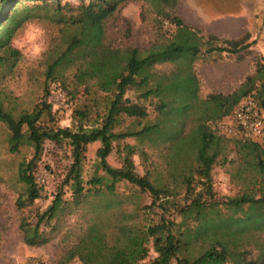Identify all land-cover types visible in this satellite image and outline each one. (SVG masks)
<instances>
[{
	"label": "trees",
	"instance_id": "obj_1",
	"mask_svg": "<svg viewBox=\"0 0 264 264\" xmlns=\"http://www.w3.org/2000/svg\"><path fill=\"white\" fill-rule=\"evenodd\" d=\"M127 1L0 0V70L13 67L20 57V51L12 45L16 33L30 20L45 17L59 27L64 45L54 50L46 66V82L61 72L58 68L71 64L77 85L105 93V108L96 124L83 123L88 118L83 108L74 110L78 121L74 127L44 123L45 117L53 119L51 104L46 100L48 87L30 109L17 111L0 97V122L9 131L8 150L15 153L27 145L33 152L17 167V178L23 184L16 199L18 209L40 195L34 171L44 143L65 144L69 150L70 161L51 203L37 212L35 222L25 217L19 220L23 242L29 246L49 242L57 236L58 222L66 213L88 205L92 214L75 242L101 240L114 249V264H264V146L225 136L210 126L228 116L247 95L264 110V62L257 61L254 72L230 93H210L200 98L193 64L201 48L236 52L238 46L248 44V33L222 40L226 47L214 46L212 42L219 40L217 35L204 39L195 27L174 14L178 0H143L153 7L160 18L158 22L165 19L174 25L170 39L145 49L117 47L106 39V22ZM158 64L171 67L161 71L155 68ZM130 89L140 90L139 96L144 99L156 98L153 121L142 123L148 111L143 104L125 97ZM68 93L74 97L76 90ZM124 117L136 123L118 129ZM189 120L194 124L186 133ZM127 138L149 140L156 147L167 145L171 158L182 165L174 186L154 174L144 151L145 172H137L135 146L125 143ZM96 141L100 143L96 170L84 180L85 153L88 145ZM114 143L122 144L117 150V167L107 161ZM229 145L240 157L236 176L241 186L234 195L219 198L212 188L211 170L219 160L226 161L224 154ZM98 170L102 173L98 174ZM120 181L148 193L150 203L122 208L125 199L116 191ZM66 186L71 191L70 199L63 198ZM179 189L183 197L177 201ZM140 209L157 211L159 219L138 221ZM71 247L64 251L63 258ZM151 247L156 255L144 261Z\"/></svg>",
	"mask_w": 264,
	"mask_h": 264
},
{
	"label": "rangeland",
	"instance_id": "obj_2",
	"mask_svg": "<svg viewBox=\"0 0 264 264\" xmlns=\"http://www.w3.org/2000/svg\"><path fill=\"white\" fill-rule=\"evenodd\" d=\"M64 1L77 2L62 0ZM173 11L185 24L198 26L192 25L204 39L210 35L204 28L210 19L227 20L228 17L234 16L247 24L248 44L242 48L238 46L240 49L236 52L207 51V47L201 48V54L193 64L200 98H205L210 93H230L254 72L257 61L264 62V0H178ZM158 20L160 18L147 2L128 0L106 22V39L117 47L131 46L139 49L167 42L174 31V25L165 19L161 22ZM218 37V41L212 42L214 46L226 47L227 44L222 41L226 38ZM12 45L20 51V57L13 67L0 70V97L6 106L17 111L30 109L40 101L45 88L48 87L46 100L51 104L53 119L45 117L44 123L55 127H74L78 122L74 110L84 108L87 109L88 118L83 123L96 124L99 114L101 115L105 108V93L97 91L94 87L87 91L84 85H77L73 78V65L69 64L64 69L58 68L61 72L55 73L54 79L46 82L45 70L54 50L64 48L59 27L55 23L45 17L30 20L16 33ZM170 67L171 64L155 66L161 71H168ZM69 90H76L74 97L68 93ZM140 92L130 89L125 97L146 107L148 116L142 123L153 121L156 98L144 99L139 96ZM225 119L226 117L216 123H210V126L224 134L219 125ZM132 120L124 117L118 129L132 127V123H136ZM193 124V120H189L184 131L188 133ZM8 135L7 127L0 122V264H114V249L101 240L88 238L80 244L75 242L77 234L92 214L88 205L78 206L77 209L66 213L58 222L57 236L49 242L40 246H29L23 242L18 229L19 220L25 217L29 222H35L37 212L43 211L51 203L70 161L69 150L65 144L51 141L44 143L34 171L36 182L41 187L40 195L33 203L18 209L16 199L23 190V184L17 178V167L22 160H29L33 152L30 146L23 145L17 152L11 153L8 150ZM124 142L135 146L133 159L140 174L145 172V160L142 158L144 151L147 154V163L154 168V174H158L162 182L174 186L180 179L182 165L171 158L172 153L166 148L167 145L156 147L149 140L136 138H127ZM99 145L98 141L88 145L82 172L84 180L95 173L98 163L96 150ZM121 147V143H114L113 150L107 157L108 163L113 167L120 165L117 150ZM224 156L226 161L219 163V160L211 170L212 188L219 198L234 195L241 186L240 179L236 176L240 157L234 146L229 145ZM97 173L101 174L102 171L98 170ZM64 190L63 198L70 199V189L66 186ZM116 191L125 199L122 208L133 209L148 205L151 200L148 193L138 191L125 181L116 183ZM182 197L181 191L176 200H181ZM140 210L138 221L142 222L147 218L155 222L159 219L157 211ZM176 218L179 220L178 216ZM51 222L55 223V220ZM69 246H72L71 251L63 258L64 251ZM155 255L151 247L144 261L151 260ZM170 264L177 263L172 261Z\"/></svg>",
	"mask_w": 264,
	"mask_h": 264
},
{
	"label": "built area",
	"instance_id": "obj_3",
	"mask_svg": "<svg viewBox=\"0 0 264 264\" xmlns=\"http://www.w3.org/2000/svg\"><path fill=\"white\" fill-rule=\"evenodd\" d=\"M219 126L226 135L264 146V110L251 95L242 97Z\"/></svg>",
	"mask_w": 264,
	"mask_h": 264
},
{
	"label": "crops",
	"instance_id": "obj_4",
	"mask_svg": "<svg viewBox=\"0 0 264 264\" xmlns=\"http://www.w3.org/2000/svg\"><path fill=\"white\" fill-rule=\"evenodd\" d=\"M206 25L204 28L207 33L224 36L227 39L238 38L248 31L246 22L234 16L228 17L227 20L210 19ZM193 26L198 27L196 25Z\"/></svg>",
	"mask_w": 264,
	"mask_h": 264
}]
</instances>
